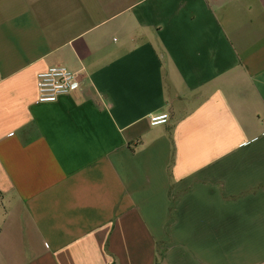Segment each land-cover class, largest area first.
Masks as SVG:
<instances>
[{
	"label": "crops",
	"instance_id": "1",
	"mask_svg": "<svg viewBox=\"0 0 264 264\" xmlns=\"http://www.w3.org/2000/svg\"><path fill=\"white\" fill-rule=\"evenodd\" d=\"M51 66L80 87L37 104ZM157 247L264 264V0H0V264Z\"/></svg>",
	"mask_w": 264,
	"mask_h": 264
},
{
	"label": "built area",
	"instance_id": "2",
	"mask_svg": "<svg viewBox=\"0 0 264 264\" xmlns=\"http://www.w3.org/2000/svg\"><path fill=\"white\" fill-rule=\"evenodd\" d=\"M81 76L65 66H51L36 75V103L49 104L80 87ZM167 115L150 117L151 126L164 124Z\"/></svg>",
	"mask_w": 264,
	"mask_h": 264
},
{
	"label": "trees",
	"instance_id": "3",
	"mask_svg": "<svg viewBox=\"0 0 264 264\" xmlns=\"http://www.w3.org/2000/svg\"><path fill=\"white\" fill-rule=\"evenodd\" d=\"M112 264H117V263L114 260ZM154 264H165V259H164L163 253L159 247H157V249H156V258H155Z\"/></svg>",
	"mask_w": 264,
	"mask_h": 264
}]
</instances>
